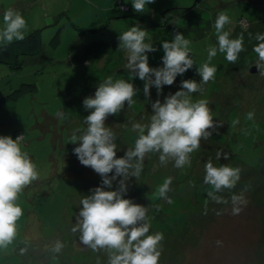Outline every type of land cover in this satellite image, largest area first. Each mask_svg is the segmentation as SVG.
Listing matches in <instances>:
<instances>
[{"label":"rangeland","instance_id":"rangeland-1","mask_svg":"<svg viewBox=\"0 0 264 264\" xmlns=\"http://www.w3.org/2000/svg\"><path fill=\"white\" fill-rule=\"evenodd\" d=\"M131 3L0 0V28L4 11L13 8L27 22L25 37L40 30L43 46L40 55L21 56L22 64L16 71L0 63V97L11 95L21 84L34 85L30 92L0 105V136L15 139L23 135V150L40 174L18 199L24 216L17 222L14 243L0 250V264H107L104 252L93 253L83 247L70 231L80 200L101 183L98 174L79 163L73 154L76 145L70 144L73 132L86 127L83 119L89 113L82 106L83 99L94 95L96 86L109 75L140 89L131 108L125 107L106 120V126L117 134V156H122L134 146L132 123H147L151 108L143 95V82L132 78L126 54L118 50L119 34L137 23L146 28L149 39L145 42L159 49L148 54L149 66L159 67L161 42L171 41L176 32H181L192 41L191 55L199 66L207 60L206 49L216 44L213 24L219 11H225L232 20L225 29L231 32V38L243 34L245 51L235 64L218 52L211 61L217 68L214 79L204 85L203 95L193 94V99L208 100L214 120L223 124L220 134L202 140L201 148L191 154V165L183 169H176L172 162L160 165L157 153L146 156L141 176L129 182L125 198L148 208L150 233L164 234L159 264H264V76L258 75V69L254 74L249 71L257 60L253 52L255 34L264 33V9L246 7L239 0H155L146 5L143 15L134 12ZM133 14H141L143 21L133 19ZM146 15L153 26L144 22ZM4 47L0 44V49ZM182 79L199 82L201 78L194 66L183 77L178 76L173 86H165L163 94L177 91ZM150 91L155 101V88ZM57 112H63L65 118L58 119ZM248 112L255 113L254 120L246 118ZM236 119L239 124L233 127ZM218 151L229 153L230 159L217 160ZM209 158L215 166L228 164L242 172L235 189L220 193L229 203L209 200L205 215L208 186L203 184V177ZM169 176L173 178L168 193L171 204L154 195ZM245 186H249L244 193L247 204L241 205L239 215H233L230 196L239 194ZM217 211L222 214L217 215ZM56 240L65 247L53 259L54 254L45 246ZM22 241L28 242L24 256L18 254V249L26 246Z\"/></svg>","mask_w":264,"mask_h":264},{"label":"clouds","instance_id":"clouds-1","mask_svg":"<svg viewBox=\"0 0 264 264\" xmlns=\"http://www.w3.org/2000/svg\"><path fill=\"white\" fill-rule=\"evenodd\" d=\"M152 3L155 0H132L131 5L134 12L140 13ZM231 23L225 11L218 12L213 24L216 44L206 49L207 60L199 66L191 55L192 41L181 32H176L171 41L161 42L163 56L159 67L149 66L148 54L159 49L145 42L149 39L146 28L137 23L119 34L118 50L125 52L126 67L132 78L143 82V95L151 108L147 123H132L131 131L136 133L134 146L123 151L122 156H117V134L106 126V120L122 113L125 107L131 108L140 89L128 80L114 79L109 75L96 86L94 95L83 99L82 106L89 113L83 119L86 127L73 132L70 144L76 145L73 154L79 163L98 174L101 183L80 200L81 207L78 213H74L75 223L70 231L83 247L93 253L104 252L107 264H159L164 234L150 233L148 208L125 198L129 182L132 178H140L149 154L157 153L162 166L172 162L176 169H183L191 165V154L201 148L202 140H208L213 133L220 134L223 124L214 120L208 100H194L193 94L203 95L204 85L214 79L217 68L211 65V61L218 52L224 54L227 62L235 64L239 54L245 51L243 34L231 38V32L225 30ZM26 31L27 22L22 14L13 8L6 9L0 28V44L8 46L24 41ZM249 38H252L251 33ZM254 38L257 41L253 47L257 55L255 67L259 70L258 75L264 76V33H256ZM194 66L201 78L199 82L182 79L177 91L163 94L165 86H173L178 76L183 77ZM152 88L156 90L155 101L151 100ZM56 117L65 118L63 112H57ZM246 118L254 120L255 113L248 112ZM237 124L239 119L232 121L233 127ZM22 140L23 135L15 139L0 136V250H7L17 238V222L24 216L18 203L20 195L40 178L36 163L23 150ZM221 158L227 161L230 154L218 151L216 159ZM241 172V168L228 164L215 166L211 158L204 163L203 184L208 186L205 215L209 200L216 204L229 203L220 193L235 189ZM172 183L173 178L166 177L154 195L171 204L168 193L172 191ZM248 188L245 186L239 194L230 196L233 215H239L243 211L241 205L247 204L244 193ZM22 243L26 246L19 248L18 254L24 256L28 253V242ZM220 243L217 241L218 245ZM45 247L54 254L52 258L57 259L65 244L56 240Z\"/></svg>","mask_w":264,"mask_h":264},{"label":"trees","instance_id":"trees-1","mask_svg":"<svg viewBox=\"0 0 264 264\" xmlns=\"http://www.w3.org/2000/svg\"><path fill=\"white\" fill-rule=\"evenodd\" d=\"M243 3L246 7H253L258 9H264V0H239ZM121 8H124L123 5L120 6ZM124 11V10H121ZM143 15L145 13L141 12ZM141 14H133L131 17L133 19H137L140 21H143ZM148 15H146V18L144 19V22L149 23L151 26L154 24L152 23L151 19H147ZM241 22L245 25H248V22L245 20H241ZM43 52V46L41 41V34L40 30H36L33 33L29 34L25 37V40L22 42H16L14 44H11L9 46H6L2 49H0V63L8 65L11 70L16 71L20 69L21 67V60L19 59L21 56H37L42 54ZM34 85H24L21 84L18 89H16L11 95L6 97H0V105L7 101L8 99L16 98L23 92H30ZM151 220V219H150ZM156 223L160 224L161 220L156 218ZM155 221V220H152Z\"/></svg>","mask_w":264,"mask_h":264},{"label":"water","instance_id":"water-1","mask_svg":"<svg viewBox=\"0 0 264 264\" xmlns=\"http://www.w3.org/2000/svg\"><path fill=\"white\" fill-rule=\"evenodd\" d=\"M250 73L254 74L257 72V68L256 67H252L249 69Z\"/></svg>","mask_w":264,"mask_h":264},{"label":"crops","instance_id":"crops-1","mask_svg":"<svg viewBox=\"0 0 264 264\" xmlns=\"http://www.w3.org/2000/svg\"><path fill=\"white\" fill-rule=\"evenodd\" d=\"M0 9H2L1 6H0ZM126 9H127V8H126Z\"/></svg>","mask_w":264,"mask_h":264}]
</instances>
